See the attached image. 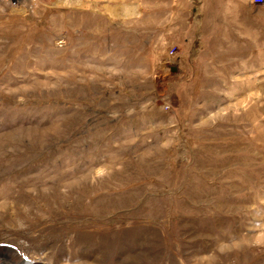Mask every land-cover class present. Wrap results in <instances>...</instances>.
<instances>
[{"label": "rangeland", "instance_id": "obj_1", "mask_svg": "<svg viewBox=\"0 0 264 264\" xmlns=\"http://www.w3.org/2000/svg\"><path fill=\"white\" fill-rule=\"evenodd\" d=\"M14 254L264 264V4L0 0V260Z\"/></svg>", "mask_w": 264, "mask_h": 264}, {"label": "bare ground", "instance_id": "obj_2", "mask_svg": "<svg viewBox=\"0 0 264 264\" xmlns=\"http://www.w3.org/2000/svg\"><path fill=\"white\" fill-rule=\"evenodd\" d=\"M17 2V1H16ZM62 3V2H61ZM58 5V4H57ZM114 16L122 15L124 18H134L138 16V11H136L133 7L132 8H125L123 11L119 13L117 11L112 12ZM0 264H31L25 261L21 256L18 254H14V259L9 260H0Z\"/></svg>", "mask_w": 264, "mask_h": 264}, {"label": "built area", "instance_id": "obj_3", "mask_svg": "<svg viewBox=\"0 0 264 264\" xmlns=\"http://www.w3.org/2000/svg\"><path fill=\"white\" fill-rule=\"evenodd\" d=\"M252 3L255 5V6H262L264 4V0H252ZM169 55L170 56H173L174 55V52L172 50L169 51Z\"/></svg>", "mask_w": 264, "mask_h": 264}]
</instances>
